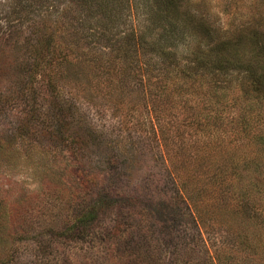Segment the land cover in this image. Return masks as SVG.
Returning a JSON list of instances; mask_svg holds the SVG:
<instances>
[{"label":"rangeland","instance_id":"rangeland-1","mask_svg":"<svg viewBox=\"0 0 264 264\" xmlns=\"http://www.w3.org/2000/svg\"><path fill=\"white\" fill-rule=\"evenodd\" d=\"M184 1L264 37V0ZM53 4L0 0V264H264V103L248 106L245 78L198 65L190 37L172 74L149 44L116 58L77 3ZM137 6L115 7L125 34ZM72 126L94 148L73 153Z\"/></svg>","mask_w":264,"mask_h":264},{"label":"trees","instance_id":"trees-1","mask_svg":"<svg viewBox=\"0 0 264 264\" xmlns=\"http://www.w3.org/2000/svg\"><path fill=\"white\" fill-rule=\"evenodd\" d=\"M43 9L52 10L54 0H35ZM77 3L76 6L80 8L79 22H85L88 26H95L94 24H101V28H97L96 33H92L94 42L103 41L102 48H106L111 53L115 54L116 58L121 56L125 58L131 57L132 53L143 49L144 46H151L153 52L159 55L160 63L153 65V70H163L165 74H172L173 70H180L181 57L177 56V49L179 45L185 41V38L190 37V42L193 43L191 55L198 65L204 68H213L215 75H241V79L245 78L242 84V92L248 94L253 100L248 103L252 108L257 107V103H264V37L256 29H248L247 27H234L230 30H225L211 24L208 15L204 14V9L196 7L199 3L193 4L190 10L183 11L184 0H132L133 8L141 6L144 13L139 22V33L137 39L134 37L135 33L128 32L126 27L120 30L121 20H127L128 14L118 16L115 7L123 1L129 0H69ZM71 4V3H70ZM187 4V3H186ZM200 6V4H199ZM126 8V3H125ZM49 12V11H48ZM82 12L84 14H82ZM50 13V12H49ZM81 13V14H80ZM93 23V24H91ZM106 23H113L112 26ZM117 25V27L115 26ZM141 26V27H140ZM116 27V28H115ZM101 29V30H100ZM256 30V31H255ZM106 33V34H105ZM89 37V36H88ZM55 39L53 36L45 37L38 40L36 46H50L51 40ZM137 44V45H136ZM149 44V45H148ZM140 46L137 50L135 46ZM35 56L36 59H43L44 57L39 52L37 47ZM148 48V47H147ZM126 53V55H121ZM49 54L48 56H50ZM53 53L48 61H56L52 58ZM134 57V54L132 55ZM183 59V58H182ZM122 60V59H121ZM35 67V65H32ZM188 66L185 67V73L188 72ZM183 73V74H185ZM256 100V101H255ZM259 105V104H258ZM61 119H55L54 124H59ZM71 124L66 129L71 128ZM47 128L49 135L56 137V140L62 138L59 130L54 127ZM73 134L68 138L75 146L74 152L78 150L94 148L95 138L93 132L83 129L81 126L74 128L72 126ZM92 136V137H91ZM76 156V155H75ZM72 154V158L75 157ZM85 166H82L83 172ZM89 177V178H88ZM83 182L89 185H95L97 181L92 175L88 176ZM180 196L174 195L171 200L178 201ZM95 204H92L85 210L86 214L79 218V224L70 225L65 229L68 232L76 230L82 232L78 226L87 221H93L97 213Z\"/></svg>","mask_w":264,"mask_h":264}]
</instances>
